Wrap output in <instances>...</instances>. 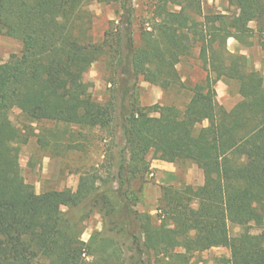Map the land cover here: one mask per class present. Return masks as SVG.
<instances>
[{
	"label": "trees",
	"instance_id": "obj_1",
	"mask_svg": "<svg viewBox=\"0 0 264 264\" xmlns=\"http://www.w3.org/2000/svg\"><path fill=\"white\" fill-rule=\"evenodd\" d=\"M90 1L119 5L98 42L87 34L83 7ZM148 3L150 17L136 46L131 0H0V36L21 43L19 56L0 63V264H190L178 249L211 248H226L229 264H264L263 79L244 56L226 49L229 38L244 43L251 22L264 35V0H228L237 10L231 16L204 12L202 0ZM196 46L206 77L191 87L176 65ZM99 59L106 60L113 83L112 100L104 105L81 82ZM139 78L162 91L188 89V104L183 111L140 108ZM220 80L235 83L241 97L229 111L216 101ZM13 110L29 124L86 129L118 119L124 152L113 178L85 171L75 191L37 194L11 173L20 140L9 118ZM149 154L195 165L203 176L194 188L162 187L155 216L135 209L130 190L149 173ZM93 213L102 230L83 242L82 223ZM229 224L241 232L231 237Z\"/></svg>",
	"mask_w": 264,
	"mask_h": 264
},
{
	"label": "rangeland",
	"instance_id": "obj_2",
	"mask_svg": "<svg viewBox=\"0 0 264 264\" xmlns=\"http://www.w3.org/2000/svg\"><path fill=\"white\" fill-rule=\"evenodd\" d=\"M131 4L134 8L133 38L138 46L140 33L147 26L145 22L150 17V7L148 0H131ZM202 8L204 12L228 16L237 12L228 4V0H202ZM118 9L117 3L98 1H90L83 7L90 21L87 34L92 42L101 40L110 22L116 19L115 14ZM249 27L252 31L245 38L244 43L229 38L226 41V49L231 54L244 56L248 67L260 73L264 86V35L256 31L254 22L249 23ZM20 51L19 41L0 36V63L13 56H19ZM198 52V47H194L191 54L182 58L176 65L180 80L186 86L192 87L206 77V71L198 58ZM81 82L95 102L104 105L112 100L113 83L106 60L99 59L91 64L83 73ZM214 89L217 103L226 111L232 109L241 100L237 93V86L233 82L217 81ZM190 96L188 89L162 91L159 87L143 81L142 78L138 80L135 95L136 104L140 108L153 105L172 106L179 111L185 109ZM117 98L115 102H120V96ZM152 116L157 115L152 114ZM9 118L20 131L19 143H14L19 152L11 173L20 176L27 184L32 185L37 194L65 189L75 191L78 179L85 171L95 170L103 179L113 178L116 164L121 153L124 152L122 129L118 119L114 118L106 128L86 129L45 121L29 124L18 110H13ZM202 126H206V123ZM39 138L46 140L47 146L41 147L38 143ZM146 158L149 161V173L143 179L130 184V190L136 193L135 209L139 213L155 216L157 201L161 188L164 186L194 188L203 183L202 173L195 165L170 164L165 166L153 163L151 154ZM111 186L114 189L117 188L115 182ZM111 197L119 204L115 194ZM191 207H195L194 202ZM62 210L66 209L62 208ZM228 229L231 237L241 232L239 227L230 224ZM101 230V218L93 213L83 221L80 238L83 242H87L91 234ZM177 252L187 256L190 264H229L230 254L226 248H211L203 252L178 249ZM87 260L90 261L91 258L88 257Z\"/></svg>",
	"mask_w": 264,
	"mask_h": 264
},
{
	"label": "crops",
	"instance_id": "obj_3",
	"mask_svg": "<svg viewBox=\"0 0 264 264\" xmlns=\"http://www.w3.org/2000/svg\"><path fill=\"white\" fill-rule=\"evenodd\" d=\"M153 163L158 164V165H165V166H169L170 165L169 163H165V162L157 161V160H154Z\"/></svg>",
	"mask_w": 264,
	"mask_h": 264
}]
</instances>
